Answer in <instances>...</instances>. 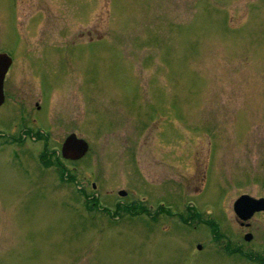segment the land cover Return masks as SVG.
<instances>
[{
	"label": "rangeland",
	"instance_id": "374dc122",
	"mask_svg": "<svg viewBox=\"0 0 264 264\" xmlns=\"http://www.w3.org/2000/svg\"><path fill=\"white\" fill-rule=\"evenodd\" d=\"M0 52V264H260L264 0H0Z\"/></svg>",
	"mask_w": 264,
	"mask_h": 264
},
{
	"label": "water",
	"instance_id": "95a60500",
	"mask_svg": "<svg viewBox=\"0 0 264 264\" xmlns=\"http://www.w3.org/2000/svg\"><path fill=\"white\" fill-rule=\"evenodd\" d=\"M12 62V59L6 55V54H0V104L4 100V94H3V82L5 74ZM87 143L81 139H77L75 134H71L65 141L63 145V154L67 156V152L73 151V148H76L80 150V154H77V157L84 154V152L87 150ZM260 200H255L253 198H250L249 196H241L236 202H235V210L237 214L246 219L249 216V210L257 209L256 204L259 203ZM252 210V211H253Z\"/></svg>",
	"mask_w": 264,
	"mask_h": 264
},
{
	"label": "flooded vegetation",
	"instance_id": "af4514ba",
	"mask_svg": "<svg viewBox=\"0 0 264 264\" xmlns=\"http://www.w3.org/2000/svg\"><path fill=\"white\" fill-rule=\"evenodd\" d=\"M257 214H263L264 215V209L261 210L260 212L256 213V214H254V216L257 215ZM241 226L249 228L251 226V223L247 221V222H245V224H243V225L241 224ZM262 235H264V234H262ZM263 247H264V242H263ZM261 263L264 264V252H263V255H262Z\"/></svg>",
	"mask_w": 264,
	"mask_h": 264
},
{
	"label": "trees",
	"instance_id": "16d2710c",
	"mask_svg": "<svg viewBox=\"0 0 264 264\" xmlns=\"http://www.w3.org/2000/svg\"><path fill=\"white\" fill-rule=\"evenodd\" d=\"M44 156V155H43ZM212 226H214V224H211Z\"/></svg>",
	"mask_w": 264,
	"mask_h": 264
}]
</instances>
